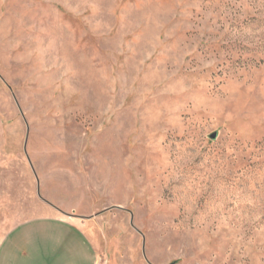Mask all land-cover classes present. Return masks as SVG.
I'll use <instances>...</instances> for the list:
<instances>
[{
    "label": "rangeland",
    "instance_id": "rangeland-1",
    "mask_svg": "<svg viewBox=\"0 0 264 264\" xmlns=\"http://www.w3.org/2000/svg\"><path fill=\"white\" fill-rule=\"evenodd\" d=\"M52 214L94 264H264V0H0V241Z\"/></svg>",
    "mask_w": 264,
    "mask_h": 264
},
{
    "label": "crops",
    "instance_id": "crops-1",
    "mask_svg": "<svg viewBox=\"0 0 264 264\" xmlns=\"http://www.w3.org/2000/svg\"><path fill=\"white\" fill-rule=\"evenodd\" d=\"M85 223L64 215L31 218L1 239L0 264H94Z\"/></svg>",
    "mask_w": 264,
    "mask_h": 264
},
{
    "label": "water",
    "instance_id": "water-1",
    "mask_svg": "<svg viewBox=\"0 0 264 264\" xmlns=\"http://www.w3.org/2000/svg\"><path fill=\"white\" fill-rule=\"evenodd\" d=\"M215 136H216V133L211 134L212 138H215Z\"/></svg>",
    "mask_w": 264,
    "mask_h": 264
},
{
    "label": "built area",
    "instance_id": "built-area-1",
    "mask_svg": "<svg viewBox=\"0 0 264 264\" xmlns=\"http://www.w3.org/2000/svg\"><path fill=\"white\" fill-rule=\"evenodd\" d=\"M96 264H99L98 262Z\"/></svg>",
    "mask_w": 264,
    "mask_h": 264
}]
</instances>
